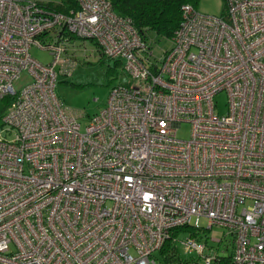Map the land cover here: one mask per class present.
I'll use <instances>...</instances> for the list:
<instances>
[{"label":"built area","instance_id":"1","mask_svg":"<svg viewBox=\"0 0 264 264\" xmlns=\"http://www.w3.org/2000/svg\"><path fill=\"white\" fill-rule=\"evenodd\" d=\"M76 4L0 0V264H147L201 217L232 234V264H264V0H225L219 16L183 5L159 56L109 1ZM74 38L130 77L83 130L54 91Z\"/></svg>","mask_w":264,"mask_h":264},{"label":"rangeland","instance_id":"2","mask_svg":"<svg viewBox=\"0 0 264 264\" xmlns=\"http://www.w3.org/2000/svg\"><path fill=\"white\" fill-rule=\"evenodd\" d=\"M23 2H42L55 4L58 0H19ZM196 9L198 12L209 15L219 16L225 9V0H197ZM74 47L69 49L73 54L74 64L69 69L68 75L59 74L56 87L54 89L59 98V102L71 114L77 117L81 130L84 129L89 119L99 112L106 105V99L112 87L130 81V77L123 70L121 59L106 57L97 52L96 43L93 40L74 38ZM170 47V43L161 40L153 43L151 50L154 56H159L162 50ZM73 50V51H72ZM49 50L34 45L30 49V55L40 63H50L53 55ZM66 53V52H65ZM120 60L119 63H115ZM121 63V64H120ZM59 68V66H57ZM29 76L22 72L20 78L14 82V88L19 90L29 82ZM4 102L0 98V116L4 110ZM216 112L225 114L227 112V96L224 92L215 95ZM6 128L2 126L0 117V131ZM190 124L184 122L177 129V135L181 139H188L190 136ZM8 138L10 136L8 135ZM201 237H193L194 242L204 245L203 253L200 255L193 248L186 249L181 242L178 244V256L182 264H206V256L212 255L227 256L233 245V236L226 230L227 228L213 225L208 229V220L204 217L199 218ZM208 229V230H207ZM181 240L189 238L190 234L185 232L180 236ZM157 258L154 262L147 264H163L156 253ZM210 264H216L212 260Z\"/></svg>","mask_w":264,"mask_h":264},{"label":"trees","instance_id":"3","mask_svg":"<svg viewBox=\"0 0 264 264\" xmlns=\"http://www.w3.org/2000/svg\"><path fill=\"white\" fill-rule=\"evenodd\" d=\"M111 4L117 15L130 19L132 26L145 42L153 43L161 40L171 42L172 36L181 22V9L185 4H191L196 8L197 0H107ZM77 0H58L54 6L56 10L68 12L77 7ZM100 50L97 48V52ZM102 54V52H99ZM120 60L115 63H119ZM121 64V63H120ZM124 70V69H123ZM125 72V71H124ZM4 102V109L8 103V98H1ZM4 111V110H3ZM199 227L190 224L176 226L171 229L168 239L164 241L159 251L158 257L163 264H182L178 256V244L180 236L185 232L190 234V238L201 237ZM210 229V228H209ZM208 230V229H207ZM194 240V239H193ZM232 250L227 256L214 258L216 264H232ZM155 253V254H156ZM155 256V255H154ZM157 260V258H156Z\"/></svg>","mask_w":264,"mask_h":264}]
</instances>
